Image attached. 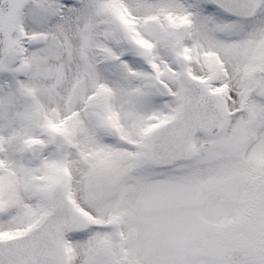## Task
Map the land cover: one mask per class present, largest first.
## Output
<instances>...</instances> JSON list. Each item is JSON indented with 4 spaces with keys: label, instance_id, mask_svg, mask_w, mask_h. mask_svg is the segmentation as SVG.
I'll list each match as a JSON object with an SVG mask.
<instances>
[{
    "label": "snow or ice",
    "instance_id": "6c2138e0",
    "mask_svg": "<svg viewBox=\"0 0 264 264\" xmlns=\"http://www.w3.org/2000/svg\"><path fill=\"white\" fill-rule=\"evenodd\" d=\"M0 264H264V0H0Z\"/></svg>",
    "mask_w": 264,
    "mask_h": 264
}]
</instances>
